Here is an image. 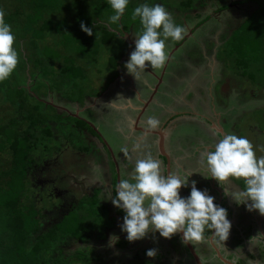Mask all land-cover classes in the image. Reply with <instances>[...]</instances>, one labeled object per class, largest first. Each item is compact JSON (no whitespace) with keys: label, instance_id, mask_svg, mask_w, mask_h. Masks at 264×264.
Returning <instances> with one entry per match:
<instances>
[{"label":"rangeland","instance_id":"374dc122","mask_svg":"<svg viewBox=\"0 0 264 264\" xmlns=\"http://www.w3.org/2000/svg\"><path fill=\"white\" fill-rule=\"evenodd\" d=\"M185 1L187 0H166L165 2L164 0H152L153 6L160 4L165 7L173 21L187 29L184 38L180 41H174L170 37L166 39L165 51L168 54V59L165 65L159 69L147 67L137 80L128 73L125 65L131 52L135 50L136 38L143 32L142 25L139 23L138 29H133L130 33L122 35L126 42L124 48L127 44L128 46L124 56L119 60L117 70L122 74L127 73V77L131 76L136 89L144 87L146 90L147 81L154 85L157 84L153 73L159 74L158 80L162 79L163 82L148 105L149 112L146 117L158 110L160 116L157 119L160 122L167 118V120L174 118L172 124L175 128L174 138L176 140L175 144H172L173 139L168 144L170 148H174L175 156L183 159L181 165L198 164L199 161L207 164L206 157H202L198 152L214 151L215 145L223 138L224 134L246 137L254 145L257 157L264 156V66L261 68L259 66L260 70H256L253 65L252 72L256 73L255 77L248 76V71L244 73L243 68L239 69L235 63L231 62V58L226 53L227 39L243 19L254 10L255 3L241 2L240 0H190V5L187 6L184 4ZM3 2L8 7L11 6L12 0H3ZM142 4H147V0H138L137 6ZM223 6L225 8L220 9ZM16 34L18 36L15 37L14 46L17 47L15 50L18 52V56L21 54L18 65L22 66V54L32 56V49L28 46L27 37L21 38L19 31H16ZM59 40L58 34L50 32L46 33L39 43L47 42L49 44L45 46L47 54L52 51L62 53L64 49L58 43ZM106 51L108 49L102 48L95 62L89 60L81 62L77 59L88 74L87 81L85 79L86 86L92 87L94 91L100 90L103 86V91L106 92L103 97L111 99L114 103H125L126 97L134 98L136 93L129 86L128 80L121 83L116 78L117 83L111 85L108 83L107 85L111 68L107 63L108 54ZM53 55L52 52L50 59L53 58ZM69 56L74 57L71 52ZM29 64L32 66L33 61L27 62V69ZM44 64L46 65L48 62ZM37 76L32 81L27 76L25 84L30 93L33 91L29 90L28 86L37 89L34 86L42 81L41 75ZM43 84L38 90L49 93L46 90L48 83L44 81ZM226 85L228 89L222 92L224 90L222 87ZM68 90L69 88L64 86L63 92H68ZM63 92L59 97H38L34 94L38 107L44 110V115L49 114V124L52 127L55 126L53 124V118H56L54 114H58L59 117L61 113L71 115L69 111L73 108V104L65 98ZM41 93L39 92V94ZM222 95L224 97H221ZM0 97L5 96L1 94ZM156 99H158V104H154ZM110 105L106 101L95 105V107H87L81 111L82 117L77 116L86 123H90L88 125L92 129L95 126L96 134L101 138L98 140L96 137L84 136L88 138L83 141L88 148L86 154L72 150L66 141L60 139L58 143L61 150L58 156L52 154L46 159L36 158L37 165L29 175L32 187L31 199L46 214V221L43 222V226H46L51 222L52 217L56 218L67 207L68 202H74L78 197L90 193L93 188H96L98 189L95 192L99 213H106L114 217V228L109 231H105L103 228L94 229L90 241L76 245L69 244L68 250L79 249L81 253L85 254L84 256L90 264H142V262L145 264H180L177 260L179 255L177 244L181 241L176 237L177 233L170 239H166L161 237L158 231L153 230L149 231L143 239L129 242L126 239L127 233L121 230L123 217L126 213L123 209V211L118 210L112 204L113 197L109 186L111 176L115 173L117 175L118 168L120 180H131L135 162L149 153L156 157L157 149L155 141H152L154 145L149 148H146L144 144L135 148L133 139L127 138L128 135H126L130 130L128 127L125 129L119 119L118 112L124 114L127 109L123 104H120L119 108L115 107L118 109L117 112ZM163 106L165 107L162 108ZM66 107L69 111L66 110ZM11 111L10 106L0 100V117L3 115L10 117ZM201 111L208 112L212 116L213 126L217 127L220 124L223 131L214 129V131H208L206 118L202 115L201 117L197 116V114H202ZM61 121L65 122V119L62 118ZM64 124L66 125V122ZM213 132H216L213 135L215 138L212 136ZM137 135L134 134V136ZM103 142L111 144L112 155L110 154V157L102 145ZM132 145L133 147L130 149ZM125 148L127 149L126 154L122 151ZM196 164H193L192 167H195ZM205 166L206 170L201 172L206 176L202 177L201 174L196 173V170V175L191 176L192 180L208 177L210 171L208 166ZM192 167L189 169H195ZM187 173L190 174L188 170ZM229 180L223 181L222 187L220 181L215 182V178L213 185L211 184L214 190H218L222 194L225 205H228V207H222L226 209L227 219L231 222L228 238L223 241L218 236L214 242L219 248L221 247L220 250L229 259H231L229 255L232 254L231 260L233 261L239 257L245 260L250 252L256 256L253 260L248 259L251 261L250 264H259L257 255H262L264 237L256 235L258 233L264 235L263 216L258 210H248L247 204H250L251 201L246 203L235 201L237 194L245 190V181L231 177ZM188 186L191 189V181H188ZM200 187H202L201 184ZM183 190L184 186L179 189V195L182 198H184ZM217 196H213L214 201L217 200ZM46 198L50 200H46ZM147 203L148 201L145 202V204ZM105 217L103 216V219ZM107 218V221H110L109 217ZM71 226H73L72 223ZM102 234L106 236L104 241L99 240ZM111 237H113L112 240ZM115 237L118 239L115 240ZM235 247L238 249H234ZM150 249L156 251L154 257L146 255Z\"/></svg>","mask_w":264,"mask_h":264},{"label":"trees","instance_id":"16d2710c","mask_svg":"<svg viewBox=\"0 0 264 264\" xmlns=\"http://www.w3.org/2000/svg\"><path fill=\"white\" fill-rule=\"evenodd\" d=\"M240 1L254 2L256 6L227 39L226 53L239 69L243 68L244 73L248 71V76L255 77L252 66L256 70L264 66V0ZM137 2L129 0L120 20L111 23L110 17L115 12L108 0H12L8 7L0 0V10L5 12V21L11 26L14 36H18L16 31H19L21 38H28V46L32 49V56L22 54V66L17 64L13 73L0 81V95L5 96L0 97V100L12 110L10 117H0V264H90L79 249L70 251L67 247L69 244L87 243L94 229L109 231L114 228V217L99 213L96 188L74 202H68L56 218L52 217L51 222L43 226L46 214L34 203L30 194L32 187L29 175L37 165L36 158L46 159L52 154L58 156L60 139L66 141L72 150L86 154L88 148L83 141L88 138L84 136L96 137L98 140L101 138L84 120L65 113H61L60 117L54 114L55 126H50L49 114L44 115V110L38 107L35 95L59 97L65 86L69 88L68 92H63L65 98L80 106L84 105L85 99L98 96L104 90L103 86L97 91L86 86L88 74L78 60L95 62L100 50L108 49L107 63L111 75L107 85L111 84L119 75V60L127 51L128 44L124 48L126 42L122 35L138 29L140 25L139 17L132 19ZM184 4L189 6L190 0ZM147 5L153 6L152 0H147ZM82 22L92 28L93 35L89 36L81 30ZM50 32L60 36L58 43L66 52L52 51V59V52L46 53L45 46L49 44L39 43ZM70 52L74 57L69 56ZM30 60L33 61V67L30 63L27 69L26 64ZM46 62L48 64L45 65ZM37 75H41L42 81L34 86L37 89L28 86L33 91L30 93L25 84L27 76L32 81ZM44 81L48 83V87L45 86L49 93L38 90ZM62 118L66 125L61 121ZM234 183L239 187L236 181ZM116 184L115 173L109 185L113 198L116 196ZM183 193L184 198L190 195L187 187ZM103 216L106 217L103 219ZM107 217L111 222L107 221ZM262 228L264 230V216ZM211 231L205 229L203 240L210 236ZM176 237L179 238L177 234ZM99 240H106V236L102 234ZM205 248L207 252L211 251L208 246ZM262 248L261 258L257 255L260 264H264ZM229 257L232 258V254ZM254 258L256 256L248 252L246 259H238L236 264H247L248 259Z\"/></svg>","mask_w":264,"mask_h":264},{"label":"clouds","instance_id":"9594fccd","mask_svg":"<svg viewBox=\"0 0 264 264\" xmlns=\"http://www.w3.org/2000/svg\"><path fill=\"white\" fill-rule=\"evenodd\" d=\"M108 3L115 12L110 22L116 23L124 14L129 0H108ZM137 17L143 32L136 38L135 50L125 65L136 80L149 66L162 68L168 59L166 39L170 37L180 41L187 31L185 27L177 25L160 4L137 6L132 19ZM81 30L89 36L93 35L92 28L86 27L83 22ZM14 42L15 36L5 21V12L0 10V81L6 80L17 67L19 57L13 47ZM146 124L150 130H154L159 127L160 121L150 116ZM122 151L127 153L126 148ZM202 156L206 157L211 177L217 181L226 182L230 177L243 179L245 190L237 194L235 201H251L247 204L248 210H258L264 216V156L257 157L252 142L243 136L224 134L214 151H207ZM162 172L161 161L149 153L135 162L131 180L122 179L118 183L112 204L126 213L121 226V230L127 233L126 239L129 242L140 240L154 230L166 239L182 232L185 243L201 242L205 229L209 228L214 229L223 241L226 240L231 228L226 209L214 204V197L206 190H198L196 181L191 182L188 197L179 195V189L188 186V176L192 173L181 178L173 173L164 176ZM256 236L264 237L259 233ZM146 255L154 257L156 251L150 249Z\"/></svg>","mask_w":264,"mask_h":264},{"label":"flooded vegetation","instance_id":"af4514ba","mask_svg":"<svg viewBox=\"0 0 264 264\" xmlns=\"http://www.w3.org/2000/svg\"><path fill=\"white\" fill-rule=\"evenodd\" d=\"M150 72V71H149ZM127 80H128V83H129V86L132 88H135L136 86H135V84H134V80H132V79H129V78H127ZM135 86V87H134ZM133 90V89H132ZM134 91V90H133ZM106 92H104V91H102L101 92V94L103 95V94H105ZM101 94H99L97 97H92V98H98L97 99V102L99 101H101V100H103L104 98H103V96L101 95ZM88 99H90V101H88V100H85V103H84V106L83 107H95V105H97L95 102L96 101H94V102H92L93 101V99H91V98H88ZM108 99V98H107ZM88 103V104H87ZM75 104H77L76 102H75ZM158 104V103H157ZM77 106V105H76ZM97 107V106H96ZM165 106H163L162 108H164ZM82 109V107L81 108H78V106H77V108L76 107H73L72 108V110H68V108L66 107V110H68L70 113H71V115H76V116H79V117H82V115H81V110ZM148 109V108H147ZM149 110V109H148ZM160 111H158V110H156V111H153V114H156V118H158V116H160V115H158V114H160L159 113ZM146 115H147V113H144V111H142V109H139V110H137L136 112L134 111V112H132V110L131 109H127L126 110V112L123 114V113H119V119H120V122H121V125L126 129V127H128V129L130 130V132L129 133H127L126 135H128V137L127 138H129V139H133V144H134V146H135V148H137V145H139V146H142L143 144L145 145V147L146 148H149L150 146H152V145H154V143L152 142V141H156L158 138L160 139V136H159V133H161L160 132V130L158 129V128H160L161 129V131L162 130H165L166 132H170V134L168 135V133H167V137H168V139H173V143L172 144H175V134H174V129L175 128H173V124H172V119H174V118H170L169 120H164V121H162V122H160V125H159V127L157 128V129H154V130H150L149 128H148V126H147V124H146V121H147V118L148 117H150V116H148V117H146ZM85 118V117H84ZM211 118H212V116L211 115H209V113L207 114L206 113V124H207V130L209 131V130H219V131H221V129H222V131H223V128H222V126L219 124V126H217V127H215V126H213V121L211 120ZM168 119V118H167ZM213 130V131H214ZM94 131L95 132H97L96 131V129H95V126H94ZM159 132V133H158ZM214 133L216 134V132H213L212 133V136L214 135ZM134 134H138L137 136H134ZM173 134V135H172ZM173 136V137H172ZM214 137V136H213ZM215 138V137H214ZM127 141H129L128 139H127ZM155 144H156V142H155ZM103 147H105V149L108 151L107 153H108V156L110 155V153H109V149L111 150L112 148L110 147L111 146V144H107L106 142H103ZM109 145V146H108ZM108 146V147H107ZM132 147H133V145L132 146H130V149H132ZM156 147H157V144H156ZM169 147H170V145H169ZM109 148V149H108ZM112 151V150H111ZM174 152V148H172V153ZM201 151H199L198 153H200ZM201 154V156H202V154L203 153H200ZM161 157H162V155H161ZM203 157V156H202ZM142 158V157H141ZM140 158V159H141ZM163 160L165 161V164H167V163H169V160L166 158V157H163ZM183 159L181 158L180 160H177V162L179 163L180 161H182ZM198 163H201V161H199ZM174 164H175V162H172V165L170 166V168H171V170H170V173H173V174H176V175H178V176H180L181 178H184V177H186V176H188L189 175V173H187V170H188V168H187V170H185V168L186 167H178V166H174ZM188 165V164H187ZM205 165H207V164H205ZM165 168V167H164ZM195 169H190V174L191 175H189L188 176V181H192V177L191 176H195L196 174H195ZM163 174H164V176H167L166 175V171H164L163 170ZM201 175H202V177H205L206 175H205V173L204 174H202V173H200ZM119 176H120V174H119ZM213 177H211V173H208V177H206V180H208L207 182H202V187H200V184L198 185V187L197 188H203L204 190H206L207 191V193L209 194V195H211L212 197L213 196H217L218 194V196H217V200H215L214 201V204H216L217 203V205H219V207L221 206H223V207H228V205H225V203H224V201H223V197H222V194L218 191V190H214V187L213 186H211V184H212V182H210L209 180L210 179H212ZM202 180H204V178H201ZM214 179V178H213ZM194 180H197V178L196 179H194ZM198 180L200 181V179L198 178ZM201 180V181H202ZM217 180L215 179V182H216ZM230 181V180H229ZM209 182H210V184H209ZM218 182V181H217ZM222 182L223 181H220V183H221V187H222ZM237 186V185H236ZM208 187V188H207ZM213 187V188H212ZM186 187H184V189H185ZM187 188L189 189V187L187 186ZM203 189H198V190H203ZM223 201V202H222ZM211 233H212V231H211ZM177 235H178V233H177ZM211 235V234H210ZM179 236V235H178ZM210 237V236H209ZM208 237V238H209ZM218 237V235L217 234H215V236H214V241L216 240V238ZM208 238L206 239V240H203V241H201V242H196V241H190L191 242V244H192V246L194 247V249H195V251H196V253L198 254V256H199V258H200V260L202 261V263L203 264H223L218 258H216V256H215V253H214V250L212 249V247H211V245L209 244V242H208ZM179 239H180V237H179ZM181 241V240H180ZM209 247L210 248V252H207L206 251V248L205 247ZM177 252L179 253V255H178V257H177V260L180 262V264H187L188 262V264H195V262H194V260H193V258H192V256L190 255V253L188 252V250H187V248L185 247V245H184V243H182V241H181V243H178L177 244ZM221 248V247H220ZM208 249V248H207ZM222 251V250H221ZM220 251V252H221ZM223 252V251H222ZM222 254V253H221ZM260 264V263H259Z\"/></svg>","mask_w":264,"mask_h":264},{"label":"crops","instance_id":"0c3cea01","mask_svg":"<svg viewBox=\"0 0 264 264\" xmlns=\"http://www.w3.org/2000/svg\"><path fill=\"white\" fill-rule=\"evenodd\" d=\"M153 75H154V78H155V80H157V84L156 85H154V83H151V82H148L147 81V83L145 84L146 85V88H147V90L146 89H144V87H141L140 89H136V87L135 88H133L132 87V89L134 90V92L136 93V97H134V98H129V97H126V102L125 103H114V102H112L111 101V99H107V98H105V97H103L104 99L103 100H101L100 102L98 101L97 102V99L98 98H91V99H93V101H96L95 103L96 104H100V103H105L106 101H107V103L110 105V103H111V105L110 106H113V108L117 111L118 109H116V108H119L120 107V104H123L124 106H125V108L126 109H131L132 110V112H136L137 110H139V109H142V111H144V113H148L149 112V110L147 109L148 108V105H149V103H150V101L151 100H153V98L155 97V94L159 91V85L163 82L162 81V79H159L158 80V78H159V74L158 73H153ZM117 78L120 80V82L122 83V82H124L125 80H127V78H129V79H132V80H134L131 76H129L128 75V77H127V73H125V74H122L120 71H119V75L117 76ZM157 78V79H156ZM114 83H117V79L115 78L112 82H111V84H114ZM110 84V85H111ZM222 89H224L222 92H224L225 90H227L228 89V86L226 85V86H223L222 87ZM151 92V93H150ZM101 94V93H100ZM102 95V94H101ZM102 96H104V94L102 95ZM95 97H97V96H95ZM221 97H224L223 95L221 96ZM85 100H88V101H90V99H85ZM158 99H156L155 100V102H154V104H157L158 103V101H157ZM72 104H73V107H76L77 108V106H78V108H81L82 107V109L80 110V111H82L84 108H86V107H83V106H80V105H78V104H75V102H72ZM114 104H116V105H114ZM77 105V106H76ZM166 106V105H165ZM116 107V108H115ZM70 110H72V108L70 109ZM118 112V111H117ZM119 113H121V112H118V114ZM201 113L202 114H197V116H200L201 117V115L203 116V117H205L206 118V113L208 114V112H203V111H201ZM151 117H156V114H153L152 113V115H151ZM165 120H167V119H165ZM163 123V122H162ZM160 131H161V129L160 128H158ZM222 131V130H221ZM159 133V132H158ZM161 133L163 134L162 135V138L160 137V139L158 138L155 142H156V144H157V147H156V149H157V152H156V157H153V158H155V159H158L159 161L161 160V163H162V166H163V170H164V167H165V171H166V164H165V161L163 160V157L164 156H162L161 157V155L160 154H165L166 156H167V159L169 160V163H168V166L170 167L171 165H172V162H175V164H174V166L176 167V166H178V167H186L185 168V170H187V167H188V171L190 172V167H192V165L193 164H196V163H193L192 165H190V164H188V166H186V165H181V163H182V161H180L179 163L177 162V160H180L181 159V157L179 158V157H177V156H175V152H173L172 153V148H170L169 147V144H168V142L171 140V139H168V135L170 134V132H166L165 130H162L161 131ZM167 133H168V135H167ZM219 142V141H218ZM217 142V143H218ZM214 144V143H213ZM153 148V147H152ZM209 148V147H208ZM201 153V152H200ZM203 153V152H202ZM188 156H189V154H188ZM187 158V157H186ZM192 168H195V170H197L196 171V173L197 174H200V173H202L201 171L202 170H206V166H205V164H203V163H198V164H196V166L195 167H192ZM170 170H171V168H170ZM202 179L200 178V182H199V180H192V181H196V187L199 185V184H201V186H202V182H207L208 180H206V178H204V180H202ZM191 181V182H192ZM198 181V182H197ZM209 181H211L212 182V185H213V182H214V179L212 178V179H210ZM211 185V186H212ZM189 187V186H188ZM213 188V187H212ZM189 189H190V187H189ZM190 191H191V189H190ZM218 246V245H217ZM219 248V247H218ZM219 250H220V248H219ZM221 251V250H220ZM221 253L224 255V253L221 251ZM225 256V255H224ZM225 257H227L228 258V256H225ZM229 259V258H228ZM232 259V258H231ZM238 259H241L240 257L239 258H237V259H235V263H236V261L238 260ZM242 260V259H241ZM251 263V261L250 260H247V264H250Z\"/></svg>","mask_w":264,"mask_h":264},{"label":"water","instance_id":"95a60500","mask_svg":"<svg viewBox=\"0 0 264 264\" xmlns=\"http://www.w3.org/2000/svg\"><path fill=\"white\" fill-rule=\"evenodd\" d=\"M73 116L77 117L76 115H73ZM88 124H90V123H88ZM162 135H163L162 133H159V136L161 138H162ZM109 153L112 155V151L110 149H109ZM160 155H162V156H164V157L167 158V156L165 154H163V153L160 154ZM113 161H114V164L116 165V162H115L114 158H113ZM169 173H170V167L168 166V163H167L166 164V175H168ZM119 182H120V176H119L118 168H117V175H116V183L117 184H116V187H117V185H118ZM217 206H219V205H217ZM215 234L216 233H215L214 229H212V233H211L210 237L208 238V242L211 245L212 249L214 250V253H215L216 258H218L223 264H236L233 260L228 259V258L224 257L221 254L218 246L214 242V236H215ZM178 235L180 237V240L182 241V243H184V245L187 248L188 252L192 256L195 264H203L202 261L200 260L199 256H198V254L196 253L194 247L192 246L191 242L189 241V242L185 243L183 241V233L182 232L181 233H178Z\"/></svg>","mask_w":264,"mask_h":264}]
</instances>
